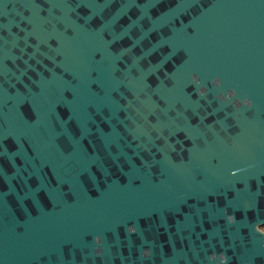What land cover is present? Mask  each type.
Wrapping results in <instances>:
<instances>
[{"label": "water", "instance_id": "water-1", "mask_svg": "<svg viewBox=\"0 0 264 264\" xmlns=\"http://www.w3.org/2000/svg\"><path fill=\"white\" fill-rule=\"evenodd\" d=\"M264 0H0V264H264Z\"/></svg>", "mask_w": 264, "mask_h": 264}, {"label": "rangeland", "instance_id": "rangeland-1", "mask_svg": "<svg viewBox=\"0 0 264 264\" xmlns=\"http://www.w3.org/2000/svg\"><path fill=\"white\" fill-rule=\"evenodd\" d=\"M264 228V227H263Z\"/></svg>", "mask_w": 264, "mask_h": 264}]
</instances>
